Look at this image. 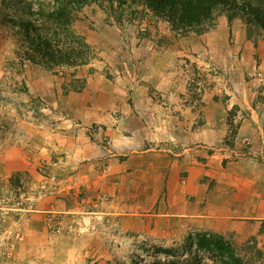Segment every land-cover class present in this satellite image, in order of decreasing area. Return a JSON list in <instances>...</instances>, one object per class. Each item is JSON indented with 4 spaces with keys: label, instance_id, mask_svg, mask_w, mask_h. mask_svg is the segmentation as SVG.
<instances>
[{
    "label": "rangeland",
    "instance_id": "obj_1",
    "mask_svg": "<svg viewBox=\"0 0 264 264\" xmlns=\"http://www.w3.org/2000/svg\"><path fill=\"white\" fill-rule=\"evenodd\" d=\"M53 1L0 0V156L14 149L17 159L22 152L31 164L22 175L13 170L7 178L0 176V264H46L47 260L55 264L39 254L53 239H69L76 247L86 240L81 259L72 255L62 264H150L155 248L180 247L188 236L195 240L199 233L189 234L183 242L157 245L142 233H125L117 218L103 207L98 209L95 193L72 187L71 174L68 177L58 168L64 160L47 151L48 144L67 141L68 147L73 134L67 139V132L76 126L86 134V126L74 124L66 111L54 106L53 97L67 101L68 92L80 93L85 81H93L91 85L99 90L92 99L105 114L127 118L122 123L128 129L135 110L142 122L134 123L139 130L160 138H169L180 128L184 132L189 118H196L198 129L205 116L216 112L214 104L206 103L219 102L228 132L224 145L231 148L241 124L251 122L250 111L257 122L264 111V40L247 39L243 23L228 24L224 16L206 33L180 36L140 2L120 9L114 4L111 10L107 2L96 1L76 11L69 28L76 41L73 47L83 53L85 46L89 49L87 62L83 56L75 67L50 71L32 62L19 23L29 17L39 24L38 10H51ZM67 38L62 45L69 48L72 39ZM56 85L60 95L52 97ZM114 98L120 104L112 108ZM94 129L89 128L88 134ZM96 139L108 143L103 137ZM46 151L51 153L50 164L45 157L38 159ZM65 198L78 204L60 210L58 200ZM252 246L264 261L253 240L234 247L238 256L248 259L254 258ZM200 257L202 264H212L207 256Z\"/></svg>",
    "mask_w": 264,
    "mask_h": 264
},
{
    "label": "crops",
    "instance_id": "obj_2",
    "mask_svg": "<svg viewBox=\"0 0 264 264\" xmlns=\"http://www.w3.org/2000/svg\"><path fill=\"white\" fill-rule=\"evenodd\" d=\"M92 83L85 81L80 93L68 92L64 102L53 97L60 95L59 86L50 93L54 106L66 111L74 124L86 126V134L76 126L67 132V139L73 134L68 147L67 141L48 144L47 151L64 160L58 168L68 177L71 174L68 183L72 187L85 189L90 195L95 193L100 200L96 203L98 209L103 207L107 214L117 218L125 233H142L157 245L183 242L192 233H206L223 237L234 246L253 240L264 253L263 110L257 122L255 112L248 108L251 122L241 124L231 148L224 145L228 132L220 118L222 104L212 101L206 105L214 104L217 114L205 116L198 129L196 118H189L184 132L180 128L177 134L160 138L156 133L151 136L139 130L141 127L134 123L142 122L135 110L131 112L132 126L128 129L122 123L127 118L113 119L105 114L94 104L92 95L99 88ZM111 103L112 108L120 104L117 99ZM121 105L123 108L124 104ZM133 105L139 106L136 102ZM229 109L227 104L225 110ZM138 112L143 116L142 111ZM93 126L90 134L94 133V139L88 134ZM40 135L43 138L44 134ZM98 137L108 143L103 145ZM47 151L38 159L45 157L50 164L51 153ZM15 152L6 150L0 156L1 177L7 178L13 170L22 175L31 165L25 154L21 152L17 159ZM102 196L108 202L106 198L101 201ZM67 200H58L60 210L78 204L75 199L69 203ZM84 242L76 247L69 239H53L51 245H40L45 251L39 254L48 256L55 264L77 254V259H81Z\"/></svg>",
    "mask_w": 264,
    "mask_h": 264
},
{
    "label": "trees",
    "instance_id": "obj_3",
    "mask_svg": "<svg viewBox=\"0 0 264 264\" xmlns=\"http://www.w3.org/2000/svg\"><path fill=\"white\" fill-rule=\"evenodd\" d=\"M96 1L107 2L111 10L114 4L120 9L127 3L140 2L154 18L168 23L171 31L180 36L206 33L219 17L224 16L228 24L240 20L247 39L264 40V0H54L51 10H38L39 24L29 20L28 16L19 23L32 62L50 71L61 66L75 67L83 56L87 62L89 49L85 46L83 53L80 47H73L76 41L69 28L73 14ZM10 23L14 25L13 21ZM63 37L72 39L69 48L67 43L62 45ZM82 43L79 44L82 46ZM250 249L255 252L254 258L243 259L224 238L199 233L195 240L188 236L180 247L155 248L156 256L150 264H202L200 255L207 256L212 264H264L262 253L255 251L254 246Z\"/></svg>",
    "mask_w": 264,
    "mask_h": 264
}]
</instances>
